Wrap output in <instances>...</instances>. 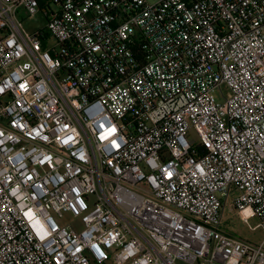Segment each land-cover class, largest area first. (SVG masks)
Returning <instances> with one entry per match:
<instances>
[{
    "label": "built area",
    "instance_id": "1",
    "mask_svg": "<svg viewBox=\"0 0 264 264\" xmlns=\"http://www.w3.org/2000/svg\"><path fill=\"white\" fill-rule=\"evenodd\" d=\"M231 197L264 231V0H0V264H264Z\"/></svg>",
    "mask_w": 264,
    "mask_h": 264
},
{
    "label": "rangeland",
    "instance_id": "2",
    "mask_svg": "<svg viewBox=\"0 0 264 264\" xmlns=\"http://www.w3.org/2000/svg\"><path fill=\"white\" fill-rule=\"evenodd\" d=\"M150 4L156 3L160 0H148ZM23 24L25 29L30 34H36L46 28L47 20L46 17L42 14H39L34 17H24L23 18ZM224 93L226 96H230L229 89L224 86L223 87ZM190 138L196 143H200V138L198 135L192 131ZM231 197L226 205V209L224 211L223 215V223L222 228L223 230L229 234L230 236L241 239L247 242H251L256 245H260L264 241V231L262 229H256L251 230L243 221L241 218L240 213L236 212L235 210L231 209L232 204ZM57 222L61 226L71 225L73 226L77 231L82 230V224L80 220L74 219L70 214L66 213L64 214L63 218H58L57 215L53 214ZM249 223L252 227L257 226L260 223V220L256 217H252L249 220ZM177 264H184L182 261L178 260Z\"/></svg>",
    "mask_w": 264,
    "mask_h": 264
}]
</instances>
